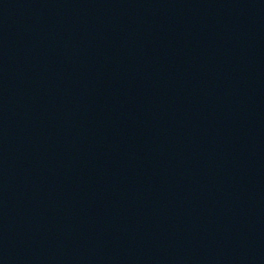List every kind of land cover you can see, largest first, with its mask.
Returning <instances> with one entry per match:
<instances>
[{
	"label": "water",
	"instance_id": "water-1",
	"mask_svg": "<svg viewBox=\"0 0 264 264\" xmlns=\"http://www.w3.org/2000/svg\"><path fill=\"white\" fill-rule=\"evenodd\" d=\"M0 264H264V0H0Z\"/></svg>",
	"mask_w": 264,
	"mask_h": 264
}]
</instances>
